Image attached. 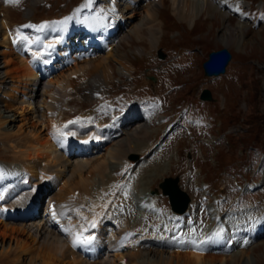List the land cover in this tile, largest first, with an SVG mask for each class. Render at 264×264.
Here are the masks:
<instances>
[{"label":"rangeland","instance_id":"374dc122","mask_svg":"<svg viewBox=\"0 0 264 264\" xmlns=\"http://www.w3.org/2000/svg\"><path fill=\"white\" fill-rule=\"evenodd\" d=\"M32 2L33 0H19L18 3L5 1L3 3H7V5L0 4V76L4 82L3 88L10 89L12 87V80L11 77L5 73L7 67L6 58L2 54V51L5 49V46L1 44L2 21L7 22V26L9 27L8 32L12 37H16V30L19 28L22 35L34 37L38 33L36 28L23 27L24 24L29 22L30 18L35 22L36 19L41 17H51L60 14L70 15L72 12H76V10L80 8L79 6L83 0H37L36 3L31 5ZM250 2L251 12L261 10L259 4H264V0H246L245 4L248 6ZM8 3H10L9 6ZM150 3V0L139 1L137 4L138 11L135 16L130 17L131 14L127 11V16L125 15L126 17H124L127 18V22H131L130 25H128L130 27L124 25L125 27L123 26L119 31H127L123 35L126 36V34H131L130 37L127 36L126 39H118L119 41H116L117 50H114L115 58L108 59L104 62L101 68L97 70V72L90 73L88 76L89 78H93L91 82H93L94 79L99 80L104 78V73L107 68V77L105 80L102 79L103 85L100 86L99 84V87H97L94 84L91 85L90 83L82 81L79 83V90L77 92L71 89L69 92L71 100L66 104V107L67 110L72 112H68L67 115L71 114L73 115L71 119H75L79 116L90 113L92 121H110L112 118L120 119V115L129 107L125 103L127 97H129L131 101L139 103L136 111L132 110L128 112L129 116L134 115V113L139 114V116L142 114L140 117H137L138 119H141V123L142 121H148L149 119V137L147 140L151 138L150 142H155L162 132L165 131V127L170 120H176L179 117L183 118V114L186 113L185 121L190 126L191 132L188 133L176 125L174 128L175 130L170 132L166 138L163 139V142L155 148L154 152L148 154L146 158L141 159L134 165V167H132L131 173H128V177L126 178L127 183L136 185L137 181L135 180L138 178L144 179L146 177L147 179H145L147 180V183L150 182V185L152 183L151 187L148 189V195H151L153 189L156 191L152 192L153 199L156 203L163 200L167 209L164 210V207H162V209L166 214L167 212H171V208L167 196L161 192V189L158 186V182L162 180L164 176L177 175L179 177L180 186L188 193L192 200H195V203H197L200 197V191L197 190L198 188L195 183L197 181L200 183L202 180H208L214 193L212 195L214 206H218L219 204V213H224L222 218L219 219L223 222V220H226L225 215H234L233 217L239 216L236 220L246 221V217L248 216L252 205L258 203V205L261 206L264 204V154L259 147H264V17H261L264 16V11L258 13V16L253 19L252 17H249V20L246 18L248 22L244 19V22H247V28L245 33L242 34L237 30V25L240 21L239 13L238 17L236 13H228L229 15H226L225 11L224 14L222 10H214L209 6L204 10L203 14L200 16L197 14L193 21L190 19L185 20L179 18L180 10L177 9V6L172 0H163V3L155 5V18L157 19L153 20L157 30H162L159 37L160 42H157L156 45H152L150 29L145 26V24L142 26L144 30L143 34H137L130 31V28L133 25L142 21V16L139 12L146 10L147 5H150ZM103 4V2H98L95 9L103 12ZM105 4L107 5L106 2ZM153 4L155 3H152L151 5ZM245 8L246 6H244V9ZM82 10V16H84L86 12L84 9ZM171 13L175 18L170 15ZM243 13L244 12H242V14ZM244 15L246 16V13H244ZM257 19H259V21H257ZM52 20L56 19H51V21ZM254 20L257 22L254 23ZM195 21L197 22L195 23V27H193ZM18 23L22 26L19 27ZM122 36L120 37L122 38ZM224 37L228 38V42L224 41ZM241 37L245 39V44L238 43V40ZM223 46L227 47L233 54L225 73L219 76L204 75L202 63L208 57L209 51ZM159 47L165 52L163 58H160L157 54V49ZM105 51L108 52L107 50ZM105 51L102 50L94 57L92 56L76 60L71 64L66 62L68 65L53 72L52 75L50 74V76L54 77L56 81L50 89H53V91L58 89L59 93L60 91L61 93H64L66 87L70 85V75H75V73H72L76 69L75 65H79L83 70L86 69L92 71L95 67L94 65H96L101 59L100 57L105 54ZM74 52L80 53L78 50H74ZM119 60L127 63H129L130 60V74L120 73V70L118 71L120 67ZM132 62H140L138 66H141L142 70L138 74L134 72L135 70L133 64H131ZM76 74L79 76L82 74V71ZM149 75L155 76V79L151 80ZM45 76L47 82L50 77H47V75ZM88 77L87 79L86 77L84 78L89 80ZM71 78L79 80L76 76ZM44 80L45 78L41 81L43 82L42 87V83H40L33 90V94L35 93L33 95L34 101L30 104V107L32 108L26 111L27 116L25 119H27V121H22V116L18 113L19 111L8 109L9 106H5L0 100V112L12 117L13 120L9 123V127L13 128V130L16 129L17 126L21 127L25 122L27 123V126H25L24 129L29 127L32 123L36 124L39 129L43 128L42 114H45L46 111L48 114H51L50 112L52 111H57L63 114V112H60L56 108L54 109V107L50 108V105H48L49 102H55L56 100L53 99L51 95L47 94V92L45 93L46 86ZM63 80L67 81L66 86H62L61 83ZM147 86H150L154 93H157L154 99L151 100L153 102L146 97H137L138 93L145 92ZM204 87H208L212 92L214 99H212V101L210 100L211 102L201 103L199 101L201 100L199 99V93ZM93 88H101L103 95L105 96L99 99L95 98L91 91ZM27 93H31L30 89L27 90ZM107 100H113L116 106H106L105 101ZM189 100L193 101L194 104H197L199 101L200 105H197V107H199L195 108L196 106ZM41 106L43 109H41ZM58 107H62V105H59ZM218 107H223L222 116L224 119H221L220 122L219 119L221 118V115ZM184 108L185 111L180 115L181 110ZM191 112L196 114V116L198 113H201L202 123L200 126L198 125L197 119L194 121L189 119ZM207 115H209V117ZM191 117L193 118L194 116L192 115ZM120 124L121 123H118V126ZM126 125L127 124H125V126ZM121 128L120 130L117 129L115 131L116 134L119 133L117 137H110L109 139L115 141L122 140L125 132H122ZM69 130L70 129H68V131ZM87 131H90V128ZM88 133H85V135ZM256 134L258 137H256ZM141 136L143 139V134L138 133V137L141 138ZM139 138L136 137L133 139V144L141 147L144 143H140L142 142V139L140 140ZM99 143L101 145L103 144V142ZM147 144L148 146L146 145L143 149L135 152L145 151L149 147L151 149L152 146L149 143ZM253 145H258L257 148L259 149L253 148ZM104 146L105 145L100 148L92 147L87 153H81L76 150L77 148L74 150L73 147H68L69 152H71L70 156L72 155V157L70 163H63L62 173H60L59 179V188H56L55 185L49 186L44 188V194L51 195L55 190L59 191V195L57 196L58 204V201L60 202L61 194H71L75 188L83 191V188L78 187L81 186V183L79 184L81 174L87 176V174L91 172V176L89 174L90 179H95V182H97V179H101L99 174H101L100 171H102V168H100V166L103 167V164L104 166L109 165L112 159H108V149ZM158 148L159 150H157ZM128 155L126 158L127 161H129ZM15 156V150L9 144L0 141V158H6L4 161L0 160V179H2L5 174V172L1 170L4 169L5 166H9L14 158L15 164L17 165L14 172L19 178H21L19 181L23 182L22 175H25V173H22L20 175L21 177L19 176L20 166L17 163ZM216 159L220 161L218 168L213 165ZM120 160L112 161L114 163H119ZM84 161L88 164L80 169L78 163ZM161 162L166 164L164 168H162L163 170L160 171L159 166ZM141 167L146 169L143 171ZM120 173L121 169H117L113 175L117 178ZM126 176L127 173L123 175L121 180H124ZM234 176H236L241 183L240 187L235 186L233 182ZM133 177L135 179H132ZM246 177H249V181L254 179L253 184L257 187L255 191H250L248 189V181L246 180ZM113 179L114 178H112V180ZM43 183L47 186L49 180ZM43 183L41 182L40 184ZM25 184L30 185L31 183L28 180ZM146 188H148V184L146 183L138 185L134 187L133 193H136L137 190H146ZM123 190L124 192L121 193L120 199L119 191H116V196L110 200L109 205L107 206V209H110V211L112 209L110 216L108 217L111 221L115 217L114 213L117 212V204L120 205L121 201H123V194H125L126 191L131 192L129 185H127V190L126 188L122 189V191ZM220 190L225 193L220 194ZM241 196L244 201L247 202L236 205L237 198ZM95 197L97 198V196ZM11 202L12 200L10 203ZM232 202L233 206L229 208V204ZM221 203L223 204L220 205ZM123 205L124 204H121V207H123ZM220 206L223 207L220 208ZM201 207V213L199 212L200 216L198 215L199 219L197 223L191 226L188 223L190 221L187 216L184 223H174L176 226L173 229V232H176L179 227L188 231L194 230L201 225L204 226L205 223L208 222L209 208L204 205H201ZM3 212V210L0 212L3 217L2 219L7 220V212L9 213V211L5 213ZM64 213L69 216L67 210H65ZM132 214L133 215L131 216L133 217L135 213L133 212ZM119 215L122 217L124 216V214ZM256 217H259V215ZM7 221L15 223L20 222L14 221L13 219ZM152 221L153 217L150 222ZM142 222L145 223L143 229H146V227H148V224L146 223L148 222ZM37 223L38 222H36V224ZM150 224L153 225V222ZM46 228L49 229L47 226ZM205 229L208 230V227H205ZM35 230H37V227ZM51 230L52 229L44 231L43 229L41 231L43 238L51 237ZM237 230L238 229L236 228L230 229L231 235H233L232 238L241 239L242 236ZM209 232L210 230L208 233ZM148 234L151 236L150 238H154V233L151 229L147 235H135V240L143 239L145 236L148 237ZM200 235L193 240L196 241ZM169 237L170 238L167 239L165 246L158 245L153 239L152 241L146 239L139 241L138 244L136 243L138 247H134L133 250L132 247H129V244L126 247L129 252H135V249L137 251L141 248L146 255H154L161 251L169 255L176 250H181V242H179L180 244L176 241L173 242V237ZM181 237L183 238L185 236L182 235L176 238ZM189 240L192 239L189 238ZM209 244L211 246L207 245V252H213V254L216 255L228 250L229 257L227 256L228 260L224 262V264H264V235L251 241L247 248H229L223 244V241L209 242ZM199 245H201V243H199ZM231 249H233V251ZM183 250L186 249L183 248ZM242 250H244L246 255H241L238 259L232 258V255L235 252L241 253ZM109 252L111 256H114L117 250L115 249ZM247 253L250 256H247ZM60 256L63 257L64 254ZM90 256L91 255H89V257ZM107 257L108 255H103L105 260ZM72 258L73 257L70 256L68 260L71 261ZM84 259L87 260V258ZM88 262L91 263V259H88ZM219 262L220 261H217V264Z\"/></svg>","mask_w":264,"mask_h":264},{"label":"bare ground","instance_id":"6f19581e","mask_svg":"<svg viewBox=\"0 0 264 264\" xmlns=\"http://www.w3.org/2000/svg\"><path fill=\"white\" fill-rule=\"evenodd\" d=\"M5 1L7 0H0V4L7 5V3H3ZM139 1L141 0H103L104 11L92 12L90 11L92 0L90 4L89 0H84L81 3V6L90 11H88L84 17H80L79 12L73 14L72 17L54 16L51 18H43L37 23H32L30 22V20L26 25H46L43 30L38 31L37 35H35L34 37L28 36L29 39L38 41V43H33L31 45H27L25 42L13 43L14 37H12L8 32V24L6 21H2L1 44L5 46L2 54L6 58L7 69L5 73L6 75L11 77L12 87L10 89L3 88L4 82L0 76V100L5 104V106H9L8 109L19 111L18 113L20 114V116H22V121H27V119H25L27 116L26 111L32 108L30 107V104H32V102L34 101L33 95L35 93L33 94V90L40 83H42L41 87L43 86V82H41L42 80L40 79V76L47 75V77L50 78L46 82L45 76V93L47 92V94L51 95L53 99L56 100L55 102L53 101L47 103L48 105H50V108L54 107V109H58L65 115L57 111H52L50 112L51 114H48V112L46 111L45 114H42L43 120L41 119L42 124L44 125V129H39L34 123L24 129V127L27 126V123L25 122L24 125H22L21 127L17 126L16 129L13 130V128L9 127V123L13 120L12 117L9 115H5L3 112H0V141L9 144L15 150V158L20 166L19 176L22 173H25V175H22V180L25 177H28V180L31 183L30 185H27L19 181V179L21 178H19L14 172V169L17 167V165L15 164V160L13 158V162L11 163L12 165L7 168L8 173L5 172L4 174V183L6 184L2 185V187L0 188V212H2L3 210V213H5L9 211L8 208L10 207H20L22 205H25L26 202L31 198V196L36 193L39 186H45L43 182L49 180L47 186L55 185L56 188H59V179L60 173H62L63 163L67 162L68 164L71 160V152H69L68 147L77 146L80 151L88 150L90 147V143L87 142V140L89 138H93L95 139V141H98V137H100V142H103L102 146L105 145L104 147L108 149V159H112L109 165L104 166L103 164V167L100 166V168H102V171H100L101 174H99L101 179H97V182L94 181L95 179L89 178V174L91 172H89L87 176H83V174H81V179L79 182V184L81 183V186L78 187L83 188V191L81 189H78V193L75 196L74 193L61 194L60 202L58 201L56 208L57 213L60 215V211L63 212L64 209L69 207L70 210H74L75 214V218H72V222L77 223V229H73V231L69 229V224L67 223L66 229H69L67 238L60 237L59 231L52 227L53 225L48 216L43 217V215H41L34 220H28L29 218L27 220L22 219L19 223H15L7 221L9 220V218H7V220L2 219L3 217L0 214V264H217V261H220L219 263L224 264V262L228 260V250L220 252L218 255L213 254V252H207V245L209 244V242L223 241L225 238V236H223L222 234L220 236H216V231L213 229H210L208 235L206 234L203 240L199 242L198 240L201 237V234L200 237L196 240V245L191 243L193 239L189 240V238H187L186 236L183 238L181 237L180 242L182 244V249L176 250L174 252L171 251L172 253H170L169 255L165 254V252L162 251L154 255H146L144 254V250H142L141 248L137 251L135 249V252H129L126 246L130 242H132L131 238L134 236L135 227L139 224L141 225V221L136 220L134 222V219L132 218H127V220L123 221V226L119 227L118 233H112L107 239V243L103 246L102 249L104 254L108 255L106 260L102 257L91 260L92 262L90 263L88 262V259L85 260L84 257L80 256L79 253L70 246V240L74 241L77 233H82L88 225L92 224L93 221H100L101 214L104 211V207L107 205L109 198L111 197V193L113 192L112 188L116 187L119 190L123 188L121 184L116 181L115 175H113L116 170L121 169L122 173L123 169L126 168L128 164H131L132 161H134V158H131L132 154L136 153L135 151L143 149L144 147H146V145L148 146L147 143H149L150 145L152 143L150 142L151 138L147 140V138L149 137V125L147 124L148 122L142 121L141 123L140 119H136V116L129 117L128 120L130 122H128L127 120L128 124L126 126H122V128L113 125L114 127L112 133H114L117 129L120 130V128L122 132H125L122 140L120 139L118 141H115L113 139H109L107 133H103V131L97 126V124L90 123V115L85 116L86 120L84 121L81 119H77L74 123H68V126H66L67 123L63 120V116H67V113L72 111L62 109V107H58L59 105H63L65 103L64 101L67 98L66 93L69 92V88L78 91L79 83L82 81L90 83L91 85L94 84L97 87H99V84L103 85L102 79L105 80L107 77L106 67L104 78H101L99 80L94 79V81L91 82L93 78L90 77V79L88 76L90 75V73L97 72V70H99L104 62H106L108 59L115 58L114 50H117L115 40L119 41L118 39H126L127 36L130 37L131 34H126V36L123 35L127 31H119V29L124 25H130L131 22H127V18H125L127 16V11L129 14H131L130 17L135 16L138 11L137 4ZM172 1L177 6V9L180 10L179 18L185 20L190 19L191 21L195 19L197 14L198 16L203 14L204 10L209 6L214 10H222L223 12L225 11L226 15H228L229 8L233 9L234 11L239 13L240 21L237 25L238 32L244 34L246 31L247 25L244 22V17H246L244 15L245 12L242 14L243 11H241L239 7L240 2H246V0H226V2L225 0ZM36 2L37 0H33L31 5ZM105 2L107 3V5L105 4ZM150 2L151 3L150 5H147L146 10L139 12L142 16V21L136 25H133L130 28V31L137 34H143L144 30L142 26L145 24V26L149 27L150 29V38H152V45H156L159 41L162 30H157V28L155 27V23L153 22V20L157 19L155 18L156 14L154 8L156 4L158 5L160 3H163V0H150ZM152 3L155 4L151 5ZM9 5L10 3H8V6ZM68 17H71V19L67 20V23H59L61 21H65V19ZM51 19L56 20L51 21ZM196 22L197 21L194 22L193 27H195ZM109 25L115 26L116 30L114 29L113 31H109L107 29ZM97 35H101V41L95 39V36ZM118 36H122V38H119ZM104 40L106 42V50L108 52L105 51V54L100 57L101 59L99 58L100 60L96 65H94L95 67L93 66L94 68L92 71L86 69L83 70V68L79 65H75L76 69L74 72H72L75 73V75H70V85L66 87V91L64 92L65 94L61 93V91L59 93L58 89L56 91L50 89V87L54 85L56 81L54 77L50 76L49 70L57 66L53 63L57 56L62 55V62L70 63L76 58L74 55H70V51L72 50V48L78 45L83 46L86 44L94 46V44H98L101 42L103 43ZM224 41L228 42V38L224 37ZM245 42L246 41L243 37L239 38L238 40L239 44H245ZM49 44H51L52 47H45V45ZM98 52H100V50H98ZM76 60H74V62ZM129 63L119 60L120 67L118 71L120 70V73H130L131 65H129ZM81 71L82 74L77 76L76 73H80ZM74 76H76V78H79V80L71 78ZM84 77H86V79L88 77L89 80H86ZM66 82L67 81L63 80L61 83L62 86H66ZM28 89H30L31 93H27ZM93 90L100 89L94 88ZM41 109H43L42 106ZM123 118L124 117H122L119 121L122 122ZM88 122V128H90V131H86L87 125L84 124ZM83 128L85 130H82ZM68 129L73 131H68ZM106 129H108V125ZM85 133L88 134L85 135ZM138 133L143 134V139L142 136L141 138H139L140 136L138 137ZM118 135L119 133L111 137H117ZM136 137L140 140L142 139V142L140 143H144L143 146L140 147L133 144V139H135ZM149 149L150 147L145 151L143 150L144 152H142L145 153ZM127 155L129 161L126 160ZM112 160L120 161L119 163H114ZM87 164L88 163L84 161L78 163V167L82 169ZM165 164L164 162H161L159 166L160 171L163 170L162 168H164ZM128 169L129 168H127L125 172H128ZM144 169L142 168L143 171ZM43 177L44 181L42 180ZM112 178L114 179L112 180ZM145 178H138L136 180V185L138 186L146 183L148 184V187H150V182L147 183V178ZM41 182L43 184H40ZM58 193L59 191L55 190L51 194L50 198H55L57 201V196L59 195ZM95 196H97V198ZM123 196L124 197L122 204L124 205L122 207V210L126 213L130 212L131 210L133 211L134 206L132 204V196L127 194V192H125ZM11 200L12 202L10 203ZM75 203L78 204V207L82 204L85 205L86 210L82 211L79 210L78 207V209L75 208ZM46 210L47 209L43 208L44 212H46ZM188 211H191L190 205L188 206ZM10 212L11 211H9V213ZM212 212L213 213L210 218V224L214 225L217 220L218 214L217 211L213 209ZM29 213H31L30 210L27 216L29 215ZM36 222L38 223L36 224ZM46 225L47 227H49V229L46 228ZM208 225H206L205 227H208L209 229L210 225ZM249 225V229H247L246 231H249L251 233V237L253 238V240L254 238H256V236L264 234L263 215H259V217H255L254 219L250 220ZM36 227L37 230H35ZM205 227L202 231L206 230ZM43 229L44 231L52 229L50 231V235L52 236L43 238V235H41V231ZM98 229L100 230L98 233V239L100 243V241L102 240L101 234L103 232V228L99 226ZM169 238L170 237L166 236V239ZM174 241L177 242L176 236L175 238L173 237V242ZM165 243L167 242L165 241ZM199 243H201V245H199ZM96 246L92 244L89 248L91 249L90 257L92 258L96 257V254H93L92 252L94 250V247L96 248ZM109 247H113V250H117L115 254L112 253L114 254V256H111L109 254L110 252H107L106 249H108ZM183 248L186 250H183ZM231 250L233 251V249ZM243 253L244 250H242L241 253L235 252L232 255V258L238 259L241 255H246L245 253ZM62 254H64L63 257L60 256ZM70 256L73 257L71 261L68 260ZM247 256L250 255L247 253ZM124 257H126L125 262L122 261Z\"/></svg>","mask_w":264,"mask_h":264},{"label":"water","instance_id":"95a60500","mask_svg":"<svg viewBox=\"0 0 264 264\" xmlns=\"http://www.w3.org/2000/svg\"><path fill=\"white\" fill-rule=\"evenodd\" d=\"M230 58L231 52L225 46L211 50L208 58L203 62L205 74H219L224 72L225 66ZM200 96L202 98H210V90L204 88ZM160 185L169 194L173 207L179 211H183L187 205L188 198L185 192L179 188L177 177H166L160 182Z\"/></svg>","mask_w":264,"mask_h":264},{"label":"snow or ice","instance_id":"6c2138e0","mask_svg":"<svg viewBox=\"0 0 264 264\" xmlns=\"http://www.w3.org/2000/svg\"><path fill=\"white\" fill-rule=\"evenodd\" d=\"M8 2H10V3H18L19 0H8ZM225 2H226V0H225ZM90 3H91V0H89V4H90ZM85 6H88V5H85ZM76 11H77V13H79L80 9H77ZM69 19H71V17H68V18L65 19V21H61V22H59V23H67V20H69ZM45 26H46V25L35 26V25H31V24H29V25H24L23 27H27V28H36L37 31H41V30H43V28H44ZM19 42H25L27 45H31V44H33V43H38V41H33V40L29 39L28 36H26V35H22V34L20 33V30L17 29V30H16V37H14V39H13V43H19ZM45 47H49V48H50V47H52V45H51V44H49V45H45ZM92 226H93V227L95 226V221L92 222ZM65 231H67V230H65ZM222 232H223V229H220L219 231H217V232L215 233V235H216V236H220V235L222 234ZM91 239H92V238L89 237V236H83L81 233H77V234H76V237H75V239H74V241H73V245L76 246L77 244H81V245H83V244H87V243L90 242ZM191 243L194 244V245L197 244V242H196L195 240L191 241Z\"/></svg>","mask_w":264,"mask_h":264},{"label":"trees","instance_id":"16d2710c","mask_svg":"<svg viewBox=\"0 0 264 264\" xmlns=\"http://www.w3.org/2000/svg\"><path fill=\"white\" fill-rule=\"evenodd\" d=\"M229 121H230V118H229ZM256 137H258V135L256 134Z\"/></svg>","mask_w":264,"mask_h":264}]
</instances>
